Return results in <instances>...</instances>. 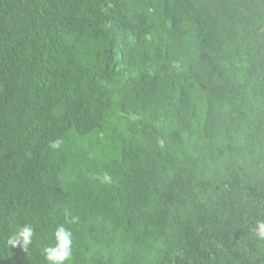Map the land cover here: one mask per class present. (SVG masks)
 <instances>
[{"label": "trees", "instance_id": "1", "mask_svg": "<svg viewBox=\"0 0 264 264\" xmlns=\"http://www.w3.org/2000/svg\"><path fill=\"white\" fill-rule=\"evenodd\" d=\"M0 183V264H264V0H0Z\"/></svg>", "mask_w": 264, "mask_h": 264}, {"label": "clouds", "instance_id": "2", "mask_svg": "<svg viewBox=\"0 0 264 264\" xmlns=\"http://www.w3.org/2000/svg\"><path fill=\"white\" fill-rule=\"evenodd\" d=\"M64 143L62 138H58L54 141H50L49 147L51 149H60L62 144ZM130 152V146H126L123 148L121 152V158H127ZM30 155V154H29ZM95 179H98L102 184L112 185L115 183L113 176L107 172H105L102 176H96ZM140 183H144L147 189L152 193L155 199L159 202L157 206H160V203L165 204L166 197L164 196V190L159 188L156 191L150 189L152 184L149 174L140 169L139 172H132L126 184V192H128L126 204L131 211L142 213L139 211L142 209L141 201L134 199L130 193L133 192ZM1 184V183H0ZM2 185V184H1ZM65 219L70 224L78 223L79 217L72 216L67 210L64 212ZM259 224H263V221H259L256 223L254 227V234L256 236H262L264 238V232L257 233V227ZM35 234L34 227L25 223L23 227H21L17 232L12 233L8 238V245L11 246L14 250L19 251L21 248L24 252H27L28 246L32 243V238ZM54 243L46 246L42 249V255L44 256L47 264H73V245H74V237L70 228L64 226V224H60L56 227L53 232Z\"/></svg>", "mask_w": 264, "mask_h": 264}, {"label": "built area", "instance_id": "3", "mask_svg": "<svg viewBox=\"0 0 264 264\" xmlns=\"http://www.w3.org/2000/svg\"><path fill=\"white\" fill-rule=\"evenodd\" d=\"M257 233H263L264 232V225L263 224H259L258 227H257Z\"/></svg>", "mask_w": 264, "mask_h": 264}]
</instances>
